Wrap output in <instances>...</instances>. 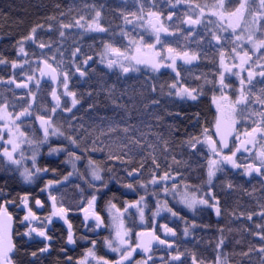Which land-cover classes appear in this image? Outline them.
<instances>
[{
	"label": "snow or ice",
	"instance_id": "snow-or-ice-1",
	"mask_svg": "<svg viewBox=\"0 0 264 264\" xmlns=\"http://www.w3.org/2000/svg\"><path fill=\"white\" fill-rule=\"evenodd\" d=\"M121 4L54 3L0 52V264H264V0ZM98 69L143 79V127L115 84L79 90ZM98 88L124 117L86 122Z\"/></svg>",
	"mask_w": 264,
	"mask_h": 264
},
{
	"label": "trees",
	"instance_id": "trees-1",
	"mask_svg": "<svg viewBox=\"0 0 264 264\" xmlns=\"http://www.w3.org/2000/svg\"><path fill=\"white\" fill-rule=\"evenodd\" d=\"M74 0H0V10H4L6 12H9L10 15L7 20L0 19V33H4L5 35L8 32L13 33L12 38H6L3 39L1 42L5 44L6 50L8 51H2V52H7L8 54H11V51L9 49L11 48V45L13 43V40L15 37L23 34L24 31L27 30L28 25L31 23L35 22L37 19L43 17L46 14L51 13L52 11V5L54 3H60L62 6H66L70 3H73ZM75 2H81V0H75ZM97 3H104L108 9H116V8H123L124 5L121 4V0H96ZM11 6V7H9ZM108 18L112 20L114 24L120 23L119 18L117 17L116 19H113V13L109 11L107 13ZM100 37H94V36H86L84 37V43L89 44L92 43L93 41L98 42ZM106 39V37H105ZM12 49V48H11ZM106 74L102 73V70L98 69L97 71V76L98 78H103L105 77ZM103 84L101 88L107 84V81ZM133 89L136 91L134 92ZM98 92V100H99V106L107 108V104H105L104 101H106V97L102 94H99V89L97 90ZM128 95L132 97L131 101H127L126 103L129 106V110L132 111V120L130 123H134L138 128L143 127L144 122L149 121L151 117L148 115V112H145V115L143 118L141 117V114L139 112V108L136 105L137 99L139 98V94L141 93L140 87L135 85H130L129 90L127 91ZM148 92H145V98H147ZM133 101L134 110L131 105V102ZM121 112V111H120ZM117 121L120 120L122 117H124L123 112L117 114L116 116ZM109 120H105L104 123H107ZM92 123V122H88ZM97 125L100 123L95 122ZM16 186V185H14ZM17 187H19L17 185ZM69 195H72L71 189H69ZM131 198V197H130ZM249 204V202H248Z\"/></svg>",
	"mask_w": 264,
	"mask_h": 264
},
{
	"label": "flooded vegetation",
	"instance_id": "flooded-vegetation-1",
	"mask_svg": "<svg viewBox=\"0 0 264 264\" xmlns=\"http://www.w3.org/2000/svg\"><path fill=\"white\" fill-rule=\"evenodd\" d=\"M1 42H2V40H0V52H2V51H8V50H6L5 44L2 43V45H1ZM9 51H12V49L10 48ZM201 68L203 70H205V71L207 70V68L205 66H203V65L201 66ZM102 73L106 74L105 77H103V78H100L99 77L98 78V76H96V78L94 80L89 81L87 84H82L79 90L80 91H87L90 86L95 87L97 85H99L101 87L103 85L101 83H105L107 81V83L109 85L115 84V89H116V93L117 94H119L121 91H128L129 88H130V85H133V86L137 85V86L140 87V91H142L141 86L143 84V79H140V80H136V79L124 80V79L121 78L120 80H117L116 76H114V75H111V74L106 73L104 71H102ZM0 74H3V73L0 72ZM164 78L167 79L168 78V75H166ZM145 92L146 91L143 92V95H140L139 94V98L137 99V103H136V105L139 108L138 110H139L142 118H143V116L145 115V112H146V110H144L142 108V103L143 102H146V98L144 97L145 96ZM148 95H149V93H148ZM96 102L98 104V109H97V111L95 113L91 114V119H89V115L88 114L82 113V114L85 115L86 122H89L90 121V122L101 123V121L99 119H97L98 117H106L107 120H109V119H111V120H117L115 116L117 114L121 113V112L120 111H115L114 112L112 110V106L109 104L108 100L104 101L105 104H107V106H108L107 108H104V107L99 106V100H98V98H97V101ZM118 102L126 103V100L125 101H118ZM131 105H132V107L135 106V105H133V101L131 102ZM184 107H185V110L186 111H195L196 110V109H193V108H188L186 105ZM201 107L204 108L205 110H207V108H208L207 101L203 105H201ZM42 163H50L53 166H57L59 164V160L56 159V158H48L47 160L42 161ZM60 168H61V170H63V165H60ZM193 182H195V176H193ZM253 183L258 184L257 181H253ZM25 187H27V186H25ZM248 187H250V186H248ZM118 195H119V193H118ZM234 198L235 197L230 198L229 203H231V200L234 199ZM241 203L242 204H248V201H247L246 198H244V199L241 200ZM249 206H251V205L249 204ZM183 214H186L189 219L192 218L191 214L190 213H187L186 210H185V212ZM72 219H73V222L75 224L79 225V217L78 216H73ZM197 219H198V222L199 223H210V224L213 225V227H215L217 225V223H218L217 220H216V218L214 217V215L211 214V213L203 214L201 217H198ZM220 223L223 224L224 221H221ZM173 226L177 227V230L178 231L182 228V225L179 224V223H176ZM243 226L244 225L241 222H235L233 224V227H235V228H242ZM63 228H64V226L60 222H56L55 225H54V229H53L55 235L59 236L61 234V232L63 231ZM211 235H212V233L211 232H207V231H199L198 230L195 233V236H197V237L203 236V237L207 238V237H209ZM232 236L235 239H240L243 243L254 242V241L251 240V237H248L247 235H242L239 231L234 232L232 234ZM185 243L187 244V246L191 247L192 246V239L191 238L188 239L187 241H185ZM232 248H236L237 251L239 250V247L238 246L232 245L230 247L229 251H231ZM81 250H82L81 248H76L70 254H72V255H78ZM201 251H203V249H201ZM51 259H53V258L50 257V258L46 259L44 261V264H49V261ZM238 259H239V257H236L235 258V260H238Z\"/></svg>",
	"mask_w": 264,
	"mask_h": 264
}]
</instances>
